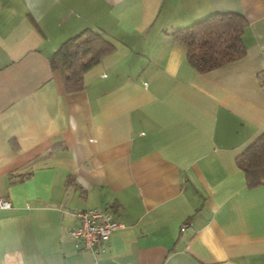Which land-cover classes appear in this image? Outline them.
I'll return each instance as SVG.
<instances>
[{
  "label": "crops",
  "instance_id": "1",
  "mask_svg": "<svg viewBox=\"0 0 264 264\" xmlns=\"http://www.w3.org/2000/svg\"><path fill=\"white\" fill-rule=\"evenodd\" d=\"M240 13L245 55L207 74L173 33ZM114 51L65 91L50 56L84 30ZM264 0H0V264H264ZM122 227L98 246L75 210Z\"/></svg>",
  "mask_w": 264,
  "mask_h": 264
},
{
  "label": "trees",
  "instance_id": "2",
  "mask_svg": "<svg viewBox=\"0 0 264 264\" xmlns=\"http://www.w3.org/2000/svg\"><path fill=\"white\" fill-rule=\"evenodd\" d=\"M248 21L240 13L214 14L173 33L185 46L189 64L207 74L244 57L243 34ZM115 49L103 35L84 30L68 39L49 58L52 70L62 75L65 91L74 94L84 89V75ZM237 163L254 187L264 183V133L238 157Z\"/></svg>",
  "mask_w": 264,
  "mask_h": 264
},
{
  "label": "built area",
  "instance_id": "3",
  "mask_svg": "<svg viewBox=\"0 0 264 264\" xmlns=\"http://www.w3.org/2000/svg\"><path fill=\"white\" fill-rule=\"evenodd\" d=\"M260 87L264 91V75L260 77ZM12 203L0 198V209H10ZM76 225L68 235L77 241L76 246L98 252L101 242L109 240L114 231L122 227L116 216L107 209L89 208L72 212Z\"/></svg>",
  "mask_w": 264,
  "mask_h": 264
}]
</instances>
